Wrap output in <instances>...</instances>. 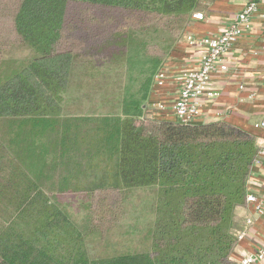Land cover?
<instances>
[{
  "label": "trees",
  "instance_id": "1",
  "mask_svg": "<svg viewBox=\"0 0 264 264\" xmlns=\"http://www.w3.org/2000/svg\"><path fill=\"white\" fill-rule=\"evenodd\" d=\"M203 1L0 0V264H235L256 137L163 119L147 104ZM119 71L109 112L62 117L74 77L93 92ZM145 189L148 249L91 256V238ZM67 194L87 199L79 223L59 200Z\"/></svg>",
  "mask_w": 264,
  "mask_h": 264
},
{
  "label": "crops",
  "instance_id": "2",
  "mask_svg": "<svg viewBox=\"0 0 264 264\" xmlns=\"http://www.w3.org/2000/svg\"><path fill=\"white\" fill-rule=\"evenodd\" d=\"M248 0H205L196 12L201 19H192L190 25L176 43L175 51L161 68L165 79L161 86L153 85L148 101L149 108L163 119H172V107L178 97L184 74L197 66L203 53L201 47L190 45L194 40L217 36L228 26ZM195 13V14H196ZM221 64L225 73L212 76V88L218 92L216 98H203L197 124L223 121L247 131L256 137L259 148L264 146V136L254 129V124L264 119V89L261 77L264 74V0L259 16L252 19L249 30L227 53ZM243 87L239 90V87ZM252 96V97H251ZM249 194L260 197L264 191V161L255 162L248 182ZM251 223L247 225L246 221ZM234 235L243 233L231 255L235 263L243 255L253 253L264 241V216L255 213L253 206L246 204L235 211Z\"/></svg>",
  "mask_w": 264,
  "mask_h": 264
},
{
  "label": "rangeland",
  "instance_id": "3",
  "mask_svg": "<svg viewBox=\"0 0 264 264\" xmlns=\"http://www.w3.org/2000/svg\"><path fill=\"white\" fill-rule=\"evenodd\" d=\"M83 8H77L75 10L77 13L85 12V8ZM71 21H74V19L71 18ZM83 38L81 36V39ZM75 73L78 74L79 70L76 69ZM107 76L108 79L98 76L96 83L99 87H102V90L100 88L93 92L90 89H83L79 92L77 85L83 84L81 87H84L86 83L80 82V79H75L74 77L70 84L71 89L66 95L67 101L65 102L62 117L109 112V102L113 96L121 92L125 77L121 71L116 73L112 72V74ZM59 200L62 204L67 205L69 213L77 223L86 215L87 209L83 208L87 204L85 196L67 194L60 196ZM153 203L154 199L151 190L133 191L128 197L126 204L122 207L124 215L117 218L111 228H108L106 231L103 230L102 238L97 236H95V240L91 238L92 241L90 240L88 246L90 255L100 257L108 254H121L128 251H146L148 244L145 241L144 235L153 221ZM108 208L114 209L113 205H110ZM109 220L110 218H106V222Z\"/></svg>",
  "mask_w": 264,
  "mask_h": 264
},
{
  "label": "built area",
  "instance_id": "4",
  "mask_svg": "<svg viewBox=\"0 0 264 264\" xmlns=\"http://www.w3.org/2000/svg\"><path fill=\"white\" fill-rule=\"evenodd\" d=\"M263 0H248L242 10L236 14L232 22L220 31L215 37L194 40L187 38L190 45L196 44L203 50L197 66L188 70L180 85L178 97L172 107V116L182 123H193L199 116L202 109L203 98H216L218 92L212 84L213 74L227 72V67L221 64L223 57L230 52L238 40L249 30L251 21L259 16L260 5ZM194 19H201V15L196 13ZM165 76L161 71L155 76L154 83L161 86ZM261 86L264 89V74L261 77ZM243 87H239L242 90ZM252 97V96H251ZM254 129L259 130L264 136V119L255 123ZM264 161V146L260 148L258 159ZM246 204L252 205L255 213L264 216V191L260 197L247 195ZM247 225L251 222L246 221ZM243 233L237 235L240 240ZM235 264H264V241L257 249L251 253L243 255Z\"/></svg>",
  "mask_w": 264,
  "mask_h": 264
}]
</instances>
